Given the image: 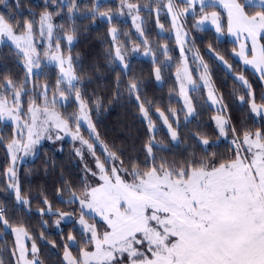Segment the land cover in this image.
Returning a JSON list of instances; mask_svg holds the SVG:
<instances>
[{
	"label": "snow or ice",
	"instance_id": "obj_1",
	"mask_svg": "<svg viewBox=\"0 0 264 264\" xmlns=\"http://www.w3.org/2000/svg\"><path fill=\"white\" fill-rule=\"evenodd\" d=\"M0 264H264V0H0Z\"/></svg>",
	"mask_w": 264,
	"mask_h": 264
},
{
	"label": "trees",
	"instance_id": "obj_2",
	"mask_svg": "<svg viewBox=\"0 0 264 264\" xmlns=\"http://www.w3.org/2000/svg\"><path fill=\"white\" fill-rule=\"evenodd\" d=\"M153 37H155V32H153ZM228 46L231 47V44L229 43ZM221 75H222V73H221ZM120 111H121L120 109L113 110L111 112V114L106 117V119H105V127L106 128L112 129L116 125V121L118 119V115H119ZM68 146L69 145H66V148ZM36 164L38 165L39 161H36ZM33 223H34V226L37 228V230H39V224L35 220L33 221Z\"/></svg>",
	"mask_w": 264,
	"mask_h": 264
}]
</instances>
